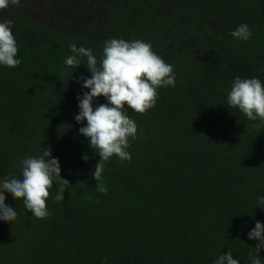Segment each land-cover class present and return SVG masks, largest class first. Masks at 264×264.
I'll use <instances>...</instances> for the list:
<instances>
[{
	"label": "trees",
	"instance_id": "1",
	"mask_svg": "<svg viewBox=\"0 0 264 264\" xmlns=\"http://www.w3.org/2000/svg\"><path fill=\"white\" fill-rule=\"evenodd\" d=\"M190 3L21 0L0 12L13 21L21 60L0 65V178L19 177L23 158L48 149L70 185L62 202L50 190L42 220L5 193L18 216L0 221V264H213L229 250L240 264L252 256L264 264V248L248 238L264 223V122L227 104L237 76L264 84V0ZM241 24L252 31L247 41L230 35ZM112 38L151 43L176 84L158 89L144 114L126 109L138 126L132 159L106 162L101 194L92 175L99 154L79 133L87 122L75 120L77 97L89 91L80 77L91 72L86 57L77 68L64 59L75 43L99 61Z\"/></svg>",
	"mask_w": 264,
	"mask_h": 264
},
{
	"label": "clouds",
	"instance_id": "2",
	"mask_svg": "<svg viewBox=\"0 0 264 264\" xmlns=\"http://www.w3.org/2000/svg\"><path fill=\"white\" fill-rule=\"evenodd\" d=\"M20 5L21 0H0V12ZM12 26L11 19L0 20V65L16 68L21 60L17 58L18 47ZM230 35L247 41L252 31L247 24H241ZM69 48L73 55L66 57L64 64L77 68L82 64L79 58L86 57L83 64L91 72L90 77H80L82 87L89 91L77 97L80 111L75 120L87 122L86 126L80 127L79 133L88 138L90 147L99 154L100 159L92 175L97 181L96 190L107 194L108 187L103 183L102 176L106 162L114 155L121 163L130 161L129 138H137L138 126L126 109L144 114L154 108L158 89L175 87L174 66L156 54L151 43L141 39L127 41L112 38L105 41L99 61L89 48L77 47L75 43H70ZM101 96L106 98L107 103L94 107V100ZM227 104L230 108H237L250 121L259 118L264 122V84L259 78L242 79L237 76L227 94ZM82 159L87 161L89 157L84 155ZM20 163L19 177L7 175L0 178V221H15L18 216L17 211L5 203V193H10L17 200L23 198L26 209L42 220L51 215L46 203L50 190L56 186L55 200L62 202L65 189L70 186L69 181L61 176L59 159L52 157L51 150L29 155ZM257 205L264 208V196L258 197ZM248 238L259 241L255 249L260 252L264 248V223L257 220ZM103 264H107V260ZM213 264H240V260L233 258L229 250L219 255ZM251 264H261L259 256H252Z\"/></svg>",
	"mask_w": 264,
	"mask_h": 264
},
{
	"label": "rangeland",
	"instance_id": "3",
	"mask_svg": "<svg viewBox=\"0 0 264 264\" xmlns=\"http://www.w3.org/2000/svg\"><path fill=\"white\" fill-rule=\"evenodd\" d=\"M185 2H186V4H187V6H192V4L190 3V2H193V0H185ZM180 4H179V1H176L175 3H173V4H167V7H166V9L170 12V13H174L175 12V10H176V8L179 6ZM192 7H194V6H192ZM163 10V9H162ZM31 14H33V15H35V16H37L36 14H34V13H32V12H30ZM38 14V13H37ZM39 15V14H38ZM55 28H61V26H54ZM224 30H227V28L225 29V28H223Z\"/></svg>",
	"mask_w": 264,
	"mask_h": 264
},
{
	"label": "flooded vegetation",
	"instance_id": "4",
	"mask_svg": "<svg viewBox=\"0 0 264 264\" xmlns=\"http://www.w3.org/2000/svg\"><path fill=\"white\" fill-rule=\"evenodd\" d=\"M225 23H224V21L222 20L221 21V25H219V26H223ZM225 29L227 28V27H224Z\"/></svg>",
	"mask_w": 264,
	"mask_h": 264
}]
</instances>
